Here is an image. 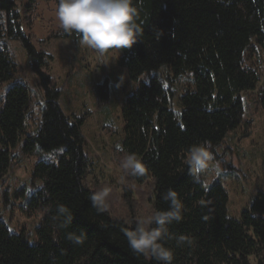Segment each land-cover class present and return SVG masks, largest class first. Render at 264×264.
<instances>
[{
	"label": "trees",
	"instance_id": "16d2710c",
	"mask_svg": "<svg viewBox=\"0 0 264 264\" xmlns=\"http://www.w3.org/2000/svg\"><path fill=\"white\" fill-rule=\"evenodd\" d=\"M25 1L28 12L37 2ZM131 6L137 11L140 35L130 50L121 51L120 63L129 79L136 82L144 73L167 66L173 78L188 76L193 83L178 101L179 113L171 108L173 92L157 78L141 83L121 108L119 153L134 154L145 166V176L135 179L140 184L151 180L154 212L169 210L163 199L169 190L182 204L181 222L168 225V237L160 243L173 253L172 264H264V191L239 220L232 219L224 189L219 185L207 189L200 178L194 182L186 164L190 147L209 142L212 151L242 121L240 95L254 91L259 83L258 73L244 67V58L253 40L263 44L264 0H132ZM54 37L79 40L75 33L60 29ZM3 38L21 42L45 97L38 129L22 142L24 154L32 155L37 147L46 153L63 151L57 163L40 161L32 173L43 184L28 205L30 213H44L37 243L30 244L23 232L10 233L0 223V264H159L131 252L123 233L134 231L136 225L93 208L94 191L84 182L89 161L81 121L71 122L59 108V92L46 73L45 54L21 29L16 0H0ZM16 70L0 46V88ZM100 88H106L105 99L107 86ZM29 102L28 89L18 81L0 109V181L23 137ZM259 103L264 110V92ZM69 235L82 237L83 242L74 244ZM181 236L190 239L191 246H177Z\"/></svg>",
	"mask_w": 264,
	"mask_h": 264
},
{
	"label": "rangeland",
	"instance_id": "374dc122",
	"mask_svg": "<svg viewBox=\"0 0 264 264\" xmlns=\"http://www.w3.org/2000/svg\"><path fill=\"white\" fill-rule=\"evenodd\" d=\"M16 2L21 29L35 49L45 54L46 73L59 92V108L71 122L74 118L81 121L84 156L89 161L85 185L94 192L110 188L108 212L128 226L150 217L155 213L151 180L137 183L135 178L124 176L119 168L124 156L119 153L123 130L121 108L141 83L157 78L173 92L171 108L179 113L178 101L192 90V80L188 76L175 79L168 67L163 66L158 71L144 73L133 82L127 68L120 63L122 52L110 51L101 58L91 49L81 47L79 40L54 37L59 30L55 19L56 2L37 0L29 12L25 0ZM2 17L4 21V14ZM0 46L6 48L17 67L13 79L0 88V109L6 93L18 81L28 89L30 101L23 137L13 150L9 169L0 181V223L10 233L23 232L30 244H36L37 229L44 213L32 214L28 205L43 184L34 180L32 173L40 161L57 163L63 149L46 153L37 147L32 155L24 154L22 142L25 135H32L38 129L45 97L21 42L3 38ZM244 67L258 73L259 83L254 91L240 95L244 109L242 121L211 151L210 171L199 177L207 189L213 185L224 189L228 197L227 214L235 220H239L242 212L249 210L257 195L264 191V110L259 103L264 92V40L261 45L254 40L251 42ZM104 84L108 93L102 99L106 88L100 87Z\"/></svg>",
	"mask_w": 264,
	"mask_h": 264
},
{
	"label": "clouds",
	"instance_id": "9594fccd",
	"mask_svg": "<svg viewBox=\"0 0 264 264\" xmlns=\"http://www.w3.org/2000/svg\"><path fill=\"white\" fill-rule=\"evenodd\" d=\"M131 4L132 0H59L55 19L63 33H75L81 47L91 49L102 58L110 51L130 50L137 43L140 28L135 23L137 11ZM212 161L209 142L188 149L186 164L194 182H199V177L210 171ZM119 168L126 177L141 178L146 174L145 166L134 154L123 156ZM110 194L111 189L104 187L90 196L98 214L108 211ZM163 199L168 203V211H158L150 217L138 219L135 230L124 231L123 234L131 252L137 257H151L159 264H172L173 253L160 242L168 237V225L181 222L182 204L171 190L164 194ZM59 213L64 215L66 209L61 207ZM153 224L155 227H151ZM67 239L77 245L83 242L82 237L72 235ZM184 244L191 246L192 241L179 237L177 246Z\"/></svg>",
	"mask_w": 264,
	"mask_h": 264
},
{
	"label": "bare ground",
	"instance_id": "6f19581e",
	"mask_svg": "<svg viewBox=\"0 0 264 264\" xmlns=\"http://www.w3.org/2000/svg\"><path fill=\"white\" fill-rule=\"evenodd\" d=\"M79 129H80V127H79ZM25 130V129H24ZM80 131V130H79Z\"/></svg>",
	"mask_w": 264,
	"mask_h": 264
}]
</instances>
